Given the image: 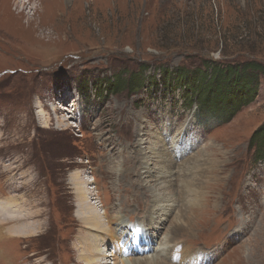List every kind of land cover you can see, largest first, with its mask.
I'll return each mask as SVG.
<instances>
[{
    "label": "rangeland",
    "instance_id": "obj_1",
    "mask_svg": "<svg viewBox=\"0 0 264 264\" xmlns=\"http://www.w3.org/2000/svg\"><path fill=\"white\" fill-rule=\"evenodd\" d=\"M249 61L263 65L253 99L221 126L203 125L183 96L195 87L188 75ZM263 125L264 0H0V264H85L98 234L78 221L87 191L102 224L120 210L129 223L123 233L109 224L106 255L150 224L137 199L159 193L173 207L144 255L118 264L155 256L176 222L191 226L168 244L180 246L170 264H264V158L249 146ZM148 147L163 158L161 179L140 166L157 160ZM212 184L202 208L177 219L179 187L188 202ZM10 198L17 241L5 235Z\"/></svg>",
    "mask_w": 264,
    "mask_h": 264
},
{
    "label": "bare ground",
    "instance_id": "obj_2",
    "mask_svg": "<svg viewBox=\"0 0 264 264\" xmlns=\"http://www.w3.org/2000/svg\"><path fill=\"white\" fill-rule=\"evenodd\" d=\"M60 105H62V104H60ZM62 108H64V107H62ZM147 149H148L147 152L149 154H153L154 156H152V157H155L157 160L155 161V163L153 162V165L151 167H150V162H149L148 158H146L145 160H143L140 163V166L142 167V169H144L145 172H148L146 176L148 178L153 177L156 179H159L160 177L165 176V175H162V173L160 171V168L162 167L161 163L163 160L162 156L160 155V153L158 154V152L156 150H154L153 147H148ZM143 153L146 154V152H143ZM152 167L156 168L158 171H155V173H152V170H151ZM216 167L217 166L215 165L214 168H216ZM221 170H223V169L221 168L219 172H221ZM77 173H75L74 176H72V177L77 178L78 182L80 183V184H78L80 186H78V185L76 186L77 189L80 188L81 190H83V186H81V184H84L83 177H79L80 174H77ZM174 179L175 178L171 175V176H169L168 182L170 183ZM243 180L244 179H242L241 181L240 180L235 181L234 178L231 179V181L229 180V182L231 184V188H234V189H238L239 187L244 188ZM212 186H213V184L211 186H209V189H207V191H203L202 188H200V190L197 192L193 191L191 194V199L188 202H185V198L187 196V193L190 191V189H186L184 187V185L180 186L179 190L176 193V197H175L176 199L181 201V205H180L179 210L177 212V214L179 213L178 214L179 216L177 219H180L183 216V213H182L183 209H188V210H190V212L193 213V210L196 212V209L202 208L201 206L199 207V202L201 199H202V201H203V199H209L210 188ZM84 191H86V190H84ZM87 192L88 193L86 195L83 192V193H78V196H77L79 202L81 203L80 204L81 208H83L84 211L87 212L86 216L78 219V221L80 223H82V225H85V227H87V228L89 227L93 231H97L98 234L93 236V239L91 240L90 244L85 242L84 246H86V248L83 247L84 253H83V255L80 256V259H83L85 264H111V262L108 261V259L106 257L108 255L112 256V258L114 259V262L112 264H118L117 259H119L121 257H126V258L128 257L129 258L133 255H142V254L144 255L146 248L149 249L152 246L154 239H156L158 237L160 230L164 227L165 222L171 216V212H172V208H173L172 206H170V208L169 207L163 208V206H164L163 202L168 201V200L165 198V196H160L159 193L153 194L152 196H150L148 198L146 196V199H144V200L141 199L142 197L137 199L135 208L138 210H144L145 213H147V215L149 216V221H151V222H149L150 224L146 228H139L138 225H140V224L132 227L134 230H132L131 236H127V242L124 245V247L121 250H119L118 253L116 252V250H114V251H112L113 253H111V254L109 253L106 255V253L108 251V244L112 242L111 239H108V234H107L109 231L112 230V229H110L109 224H112L113 219L119 221L118 230H121V232L123 233V232H125L126 226L129 223L126 222V220L124 218H122V215L119 213V212H122L120 210L119 212L115 213L111 219H109L107 221L108 225L102 224L100 222V220L97 218V215L99 216L101 214L100 211L97 209L96 210L92 209L91 206H89V204H91L92 202H90V200H88V198H89L88 196L90 194V191H87ZM240 198H241V196H239L238 199L240 200ZM18 213H19V208H18L17 204H15L13 198H10L8 200V203H7V210H6V215H5L6 222L8 223V226L5 228V235H6V239L9 241L10 240H14V241L16 240L17 241V238L19 235H24V233H22V231H21V227H22L21 221L22 220H19L22 217H19ZM167 213H169V214L166 218H162V219L159 218L160 216L162 217V216L167 215ZM154 215L157 218H159V220L157 222H153L152 217H154ZM71 220L74 221V219H72V218H71ZM84 220H86V221H84ZM203 220L208 222V217L206 214L203 216ZM185 222H187V221L185 220ZM189 222H191V221H189ZM74 223H76V222H74ZM151 223H156V226L155 227L151 226ZM187 224H189V223H186V225ZM182 226H184V224L179 225L176 222L171 227V229H169L170 231H169V233H167L165 235L163 242L159 243L160 245H163V247L159 251L156 252L155 256L145 257L143 259L136 257L134 259V261L129 259V261H127V262L122 260L121 264H170V263H172V261H174L177 257L176 251L180 248V246L179 245H173L171 248H169L168 244H170L174 241L176 235H180V233L182 231L187 230V227H185V226L182 227ZM173 231H175L176 233L175 232L173 233ZM139 236H142V243L141 244H139V240H138ZM112 237H115V236L112 235ZM128 240L131 241V243ZM142 244H143V246H142ZM99 247H103V248L101 249ZM0 255H5V252L0 251ZM167 255H169V256L167 257ZM183 259L189 260L190 258H187L186 256H184ZM11 261L12 260L9 258L5 259L6 264H11ZM22 261H23V259L21 260L20 263H22ZM240 263H241V261H240Z\"/></svg>",
    "mask_w": 264,
    "mask_h": 264
},
{
    "label": "trees",
    "instance_id": "obj_3",
    "mask_svg": "<svg viewBox=\"0 0 264 264\" xmlns=\"http://www.w3.org/2000/svg\"><path fill=\"white\" fill-rule=\"evenodd\" d=\"M205 66L209 72L196 70L188 75L187 78H191L192 82H188L187 85L195 84V87L194 89L189 87L184 91L183 96L188 101L186 105L195 104L197 106L201 123L210 124L214 128L228 122L247 101L253 99V93L258 85V74L262 72L263 65L249 61L236 66L219 63ZM196 74H200L199 79ZM200 77L205 81L203 86L197 85ZM131 82L126 81V84ZM115 84L119 85L120 80L118 79ZM228 90L232 91L230 98ZM249 146L254 148V154L258 160L264 158V125L259 131L253 133Z\"/></svg>",
    "mask_w": 264,
    "mask_h": 264
}]
</instances>
